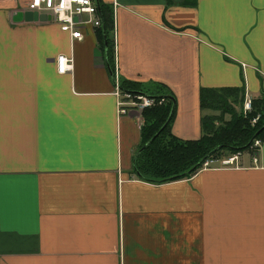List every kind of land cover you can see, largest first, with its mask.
<instances>
[{"label":"crops","instance_id":"obj_1","mask_svg":"<svg viewBox=\"0 0 264 264\" xmlns=\"http://www.w3.org/2000/svg\"><path fill=\"white\" fill-rule=\"evenodd\" d=\"M25 2L0 0V264H264V144L255 166L245 152L238 169L151 184L133 171L142 114L115 96L166 89L181 141L212 115L200 90L264 99V0H95L114 82L98 31L72 41Z\"/></svg>","mask_w":264,"mask_h":264},{"label":"trees","instance_id":"obj_2","mask_svg":"<svg viewBox=\"0 0 264 264\" xmlns=\"http://www.w3.org/2000/svg\"><path fill=\"white\" fill-rule=\"evenodd\" d=\"M112 23L111 17L103 14L97 37L104 48L107 63L114 73L113 46L110 39ZM102 25L107 49L104 47ZM119 89L124 93L144 95L156 103L163 101L161 105L156 104L141 112L144 121L139 149L163 127L173 108V114L166 127L133 163V171L142 181L161 185L189 179L199 171L201 167L199 163L204 159L244 153L254 140H260L264 144V99L251 100V111L245 116L239 114L235 107L239 106L240 109L243 105V87L200 90V110L210 111L212 115L201 117V137L197 141H181L171 134L174 99L166 89L154 88L145 91L140 84L131 82L121 83ZM226 116L230 119L227 120ZM217 148L220 149L215 152Z\"/></svg>","mask_w":264,"mask_h":264},{"label":"built area","instance_id":"obj_3","mask_svg":"<svg viewBox=\"0 0 264 264\" xmlns=\"http://www.w3.org/2000/svg\"><path fill=\"white\" fill-rule=\"evenodd\" d=\"M25 10L36 12L50 17L51 21L59 26L63 33H67L72 41H81L84 38L86 29L97 31L101 28V18L95 0H26ZM72 59L65 56H58L56 69L58 74H66L72 70ZM115 96L119 100L118 108L120 114H127L130 110L141 113L144 109L161 105L163 101L156 103L154 100L139 94L124 93L115 83ZM245 111L251 110V101L244 105ZM253 121V123H255ZM262 143L254 140L247 153L252 164L255 166L258 161V153ZM243 153L230 154L227 157L211 158L205 160L200 170H219L240 168L239 159Z\"/></svg>","mask_w":264,"mask_h":264},{"label":"water","instance_id":"obj_4","mask_svg":"<svg viewBox=\"0 0 264 264\" xmlns=\"http://www.w3.org/2000/svg\"><path fill=\"white\" fill-rule=\"evenodd\" d=\"M26 19H28V21L35 22V23H37V22H38V23H46V22H50V21H51V19H50L49 16L44 15V14H38V13H36V12H28V13H26ZM102 31H103V42H104V47H105V49H107V41H106L105 32H104V26H103V25H102ZM105 64H106V66H107V69H108L109 75H110L111 79H112L113 82H114V73H113V71L110 69V67H109V65H108V63H107L106 55H105ZM174 105H175V104L173 103V107H174ZM172 114H173V108H172V110H171V112H170V114H169V116H168V118H167L165 124L163 125V127H162V128H161V129H160V130L154 135L153 138H151V140H150L147 144H145L141 149H139V150L136 152V154H135V156H134V159H133V163H134L135 159L138 157V155H139L142 151H144L149 145H151L152 142L154 141V139H155V138L159 135V133H160V132L166 127V125L168 124L169 120L171 119ZM259 133H260V131L256 134V136H257ZM218 149H220V148L215 149V152H216ZM204 161H205V159L202 160L199 164H202ZM199 164H198V165H199Z\"/></svg>","mask_w":264,"mask_h":264},{"label":"rangeland","instance_id":"obj_5","mask_svg":"<svg viewBox=\"0 0 264 264\" xmlns=\"http://www.w3.org/2000/svg\"><path fill=\"white\" fill-rule=\"evenodd\" d=\"M73 61V60H72ZM243 89H244V87H243ZM251 100H257V101H259L260 99H252V98H250V97H248V95L245 93V91H244V100H243V105L241 106V108L239 109V106H236L235 108H236V111H238V113L239 114H243L244 116L247 114V113H249V112H247V111H245V109H244V105L248 102V101H251ZM227 120H229L230 119V117L229 116H226L225 117ZM230 155V154H229ZM246 155V154H245ZM223 157H221V158H224V157H227L228 155L227 154H225V155H222ZM219 170H227V167L226 168H223V169H219ZM228 170H234V169H228ZM199 171H207V170H200L199 169ZM198 171V172H199Z\"/></svg>","mask_w":264,"mask_h":264}]
</instances>
